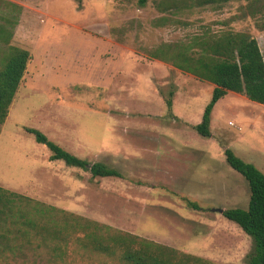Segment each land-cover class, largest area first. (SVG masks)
<instances>
[{
    "label": "rangeland",
    "instance_id": "1",
    "mask_svg": "<svg viewBox=\"0 0 264 264\" xmlns=\"http://www.w3.org/2000/svg\"><path fill=\"white\" fill-rule=\"evenodd\" d=\"M4 1L21 8L10 45L31 58L0 127V188L16 194L0 205V264H126L116 236L172 264H248L252 239L217 210L248 209L225 151L264 173V106L229 92L204 138L192 124L214 85L153 56L225 32L251 34L264 56V0ZM26 128L121 177L52 161Z\"/></svg>",
    "mask_w": 264,
    "mask_h": 264
},
{
    "label": "trees",
    "instance_id": "2",
    "mask_svg": "<svg viewBox=\"0 0 264 264\" xmlns=\"http://www.w3.org/2000/svg\"><path fill=\"white\" fill-rule=\"evenodd\" d=\"M4 5H12L17 11L12 18L0 14V42L8 47L2 59L0 69V127L6 122L9 109L23 80L30 52L11 46L12 29L18 22L20 6L0 0ZM178 0H172V6ZM208 0L207 2H213ZM228 2L230 0H224ZM145 3V0H141ZM264 30V27H263ZM193 45L178 44L162 50L163 54H154L155 59L169 60L177 69L191 74L201 81L215 85L211 101L206 106L202 122L194 130L204 138H210L212 113L216 104L229 92L243 94L252 102L264 106V56L258 41L247 32H225L220 35H201L194 39ZM197 50H193V48ZM169 50V51H168ZM161 51V50H160ZM168 51V52H167ZM171 96L173 94L171 93ZM169 109L172 99L166 101ZM39 144L45 145L52 153V161H63L70 167H77L91 172L93 178H120L121 174L103 163H89L66 151L49 140L40 130L26 128ZM227 163L248 182L250 199L247 210L234 208L225 210L223 216L237 224L253 241L252 252L248 255V264H264V173L254 165L244 162L231 149L225 151ZM0 205L6 206L9 200L4 195L14 196L0 188ZM194 207H198L193 204ZM1 212V211H0ZM113 242L123 248L122 259L126 264H172L161 257L163 248L154 243L138 242L127 237L116 236ZM100 242V241H98ZM99 249L106 250L99 243Z\"/></svg>",
    "mask_w": 264,
    "mask_h": 264
},
{
    "label": "crops",
    "instance_id": "3",
    "mask_svg": "<svg viewBox=\"0 0 264 264\" xmlns=\"http://www.w3.org/2000/svg\"><path fill=\"white\" fill-rule=\"evenodd\" d=\"M212 84V83H211ZM214 87H215V85H214ZM228 95V94H227ZM226 95V96H227ZM159 99V101H161L162 102V99L161 98H158ZM255 103V102H254ZM258 104V103H257ZM174 105H176V102H175V104ZM214 111V110H213ZM184 114V113H183ZM182 113H181V116H179V118L180 119H184L185 120V122H186V119H190V118H187L186 117V115L184 114L183 115ZM213 114V113H212ZM184 116H185V118H184ZM152 117H157V115H154V116H152ZM195 123V122H194ZM213 123H214V117L212 116V119H211V127L213 126ZM186 124H191L188 120H187V122H186ZM192 125H194V127L196 126V125H198V123H195V124H192ZM187 126V125H186ZM145 127H147V129H149L150 131H156L157 129H158V127L157 126H154V124L153 125H146ZM238 130L239 131H241L242 130V128L241 127H238Z\"/></svg>",
    "mask_w": 264,
    "mask_h": 264
},
{
    "label": "water",
    "instance_id": "4",
    "mask_svg": "<svg viewBox=\"0 0 264 264\" xmlns=\"http://www.w3.org/2000/svg\"><path fill=\"white\" fill-rule=\"evenodd\" d=\"M217 211H218L219 213H221V214L224 213V211H223L222 209H218Z\"/></svg>",
    "mask_w": 264,
    "mask_h": 264
}]
</instances>
